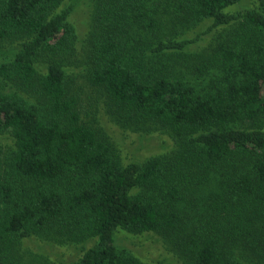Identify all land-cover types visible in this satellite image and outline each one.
Returning <instances> with one entry per match:
<instances>
[{
    "label": "trees",
    "instance_id": "trees-1",
    "mask_svg": "<svg viewBox=\"0 0 264 264\" xmlns=\"http://www.w3.org/2000/svg\"><path fill=\"white\" fill-rule=\"evenodd\" d=\"M80 1L0 0V42H19L0 55V264L34 236L94 241L75 264H145L121 231L160 236L183 264H264V0H96L89 82L117 125L175 143L129 164L61 58Z\"/></svg>",
    "mask_w": 264,
    "mask_h": 264
},
{
    "label": "rangeland",
    "instance_id": "rangeland-1",
    "mask_svg": "<svg viewBox=\"0 0 264 264\" xmlns=\"http://www.w3.org/2000/svg\"><path fill=\"white\" fill-rule=\"evenodd\" d=\"M70 2L72 0H67V4ZM95 2L96 0H81L79 2L72 17V22L78 32V41L75 49L63 52L61 55V58L68 65L71 89L79 96L83 105V116L86 120L97 123L109 133L125 164L135 160L143 161L157 154L169 155L175 150V143L167 135L136 133L117 125L110 117L108 99L101 90L93 86L88 80L86 38L91 30ZM255 8V0H242L229 10L244 12ZM202 29L203 26H200L185 31L187 35H192ZM207 41L205 40L201 47L195 51L202 52L204 48H207L205 47L209 43ZM18 45V41L0 42V55H7L6 57H8V53L13 52L18 48ZM0 91L8 92V85H5L1 80ZM9 137V135L0 137V178L7 176L8 172L11 171L10 168L8 169L10 147H12ZM117 237V244L120 248L129 250L145 264H183L182 259L178 255L177 257L172 249H169L166 241L156 234L131 235L121 231ZM93 242L88 241L80 245L71 241L53 243L34 236L21 242L18 259L20 264H75L83 254L82 246L90 247Z\"/></svg>",
    "mask_w": 264,
    "mask_h": 264
}]
</instances>
